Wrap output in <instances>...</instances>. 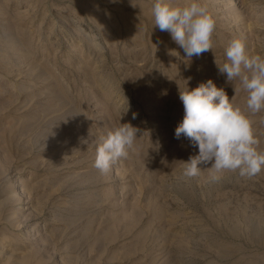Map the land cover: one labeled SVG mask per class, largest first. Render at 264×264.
Instances as JSON below:
<instances>
[{"label":"rangeland","instance_id":"1","mask_svg":"<svg viewBox=\"0 0 264 264\" xmlns=\"http://www.w3.org/2000/svg\"><path fill=\"white\" fill-rule=\"evenodd\" d=\"M0 264H264V0H0Z\"/></svg>","mask_w":264,"mask_h":264}]
</instances>
